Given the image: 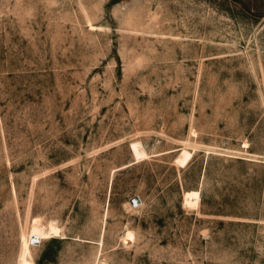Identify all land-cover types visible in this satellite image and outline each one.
I'll use <instances>...</instances> for the list:
<instances>
[{
	"label": "rangeland",
	"instance_id": "rangeland-1",
	"mask_svg": "<svg viewBox=\"0 0 264 264\" xmlns=\"http://www.w3.org/2000/svg\"><path fill=\"white\" fill-rule=\"evenodd\" d=\"M35 219L32 264H264V0H0V264Z\"/></svg>",
	"mask_w": 264,
	"mask_h": 264
},
{
	"label": "bare ground",
	"instance_id": "bare-ground-1",
	"mask_svg": "<svg viewBox=\"0 0 264 264\" xmlns=\"http://www.w3.org/2000/svg\"><path fill=\"white\" fill-rule=\"evenodd\" d=\"M141 145L142 144H140L139 141H133L131 143V148L136 158H144L149 156ZM191 155H192L191 151H188L187 149H183L182 156L178 157V162L180 164H185L190 159ZM199 197H200V192L198 190L186 191L185 204L196 207L199 204ZM40 223L38 222L37 219L34 220L31 230L29 231V234L25 239L23 264H32V260L28 258L30 253L31 240H33V243H40L41 239H46L60 234L59 233L60 229L58 226L54 224L45 226ZM134 238H135L134 230L128 229L124 235L123 241H125L126 244H131L134 241Z\"/></svg>",
	"mask_w": 264,
	"mask_h": 264
},
{
	"label": "built area",
	"instance_id": "built-area-1",
	"mask_svg": "<svg viewBox=\"0 0 264 264\" xmlns=\"http://www.w3.org/2000/svg\"><path fill=\"white\" fill-rule=\"evenodd\" d=\"M130 204L136 206L138 204V199L133 198L132 201L130 202Z\"/></svg>",
	"mask_w": 264,
	"mask_h": 264
}]
</instances>
